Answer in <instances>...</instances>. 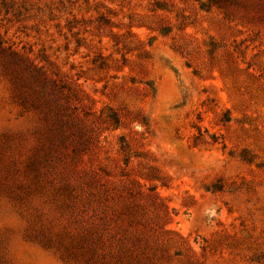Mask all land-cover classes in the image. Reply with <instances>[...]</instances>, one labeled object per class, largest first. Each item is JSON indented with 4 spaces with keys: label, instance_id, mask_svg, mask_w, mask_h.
<instances>
[{
    "label": "rangeland",
    "instance_id": "1",
    "mask_svg": "<svg viewBox=\"0 0 264 264\" xmlns=\"http://www.w3.org/2000/svg\"><path fill=\"white\" fill-rule=\"evenodd\" d=\"M219 1L0 0V264H113L65 187L93 171L143 194L148 264H264V0ZM13 53L80 86L97 154L71 137L43 163L58 122L21 103Z\"/></svg>",
    "mask_w": 264,
    "mask_h": 264
},
{
    "label": "trees",
    "instance_id": "2",
    "mask_svg": "<svg viewBox=\"0 0 264 264\" xmlns=\"http://www.w3.org/2000/svg\"><path fill=\"white\" fill-rule=\"evenodd\" d=\"M220 3L215 0L216 5L221 6ZM13 54L14 59L4 64L3 69L12 78L21 103L26 108L47 112V115L58 122V127L51 129L43 163L49 165L58 149L65 147L69 141L72 142L68 140L71 137L79 142L73 148L74 154H97L103 148L102 135L88 124V113H84L83 117L79 113L80 105L84 102L80 86L61 78H51L44 67L32 63L18 53ZM122 142L123 150L130 141L127 142V138L123 137ZM79 179L75 178V184L65 186L71 190L73 207L78 211V216L87 211L100 213L93 215L97 218L82 235L88 254L113 264H148L155 258L157 254H147L150 249L148 240L134 228V220L140 215L138 200L143 194L139 190H131L127 197L118 194L116 199L120 198L122 201H117L111 195L107 183H102L97 172L93 171L86 183ZM110 221L115 223L113 228H110Z\"/></svg>",
    "mask_w": 264,
    "mask_h": 264
}]
</instances>
